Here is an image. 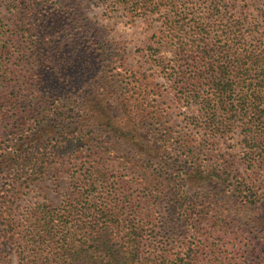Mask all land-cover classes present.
Returning <instances> with one entry per match:
<instances>
[{
    "label": "trees",
    "instance_id": "1",
    "mask_svg": "<svg viewBox=\"0 0 264 264\" xmlns=\"http://www.w3.org/2000/svg\"><path fill=\"white\" fill-rule=\"evenodd\" d=\"M102 1L122 7L128 18L148 17L149 3L173 7L159 15L161 24L146 53L180 104L179 116L170 107L157 110L144 97L143 113L136 105L125 121H117L103 100L80 86H60L72 60L93 59L115 69L127 61L125 47L117 48L119 43L83 13L81 1L54 0L47 9V0H0L14 29L11 37L0 34V72L8 40H16L25 65L37 66L35 73L28 70L27 88L11 92L0 109L7 137L0 143L5 178L0 264H12L14 257L17 264H196L199 252L187 239L194 218L228 230L245 221L262 237L264 180L258 170L264 168V42L249 43L243 20L225 24L219 0H200L198 9L184 10L178 8L182 0ZM201 6L211 13L198 11ZM250 33L263 36L264 27L252 24ZM146 72L130 68L126 85L147 93ZM72 93L89 99L90 106L80 108L78 121H59L70 117L71 109L60 102L71 104ZM115 113L122 120L117 108ZM179 122L195 133L174 132ZM234 128H241L247 154L242 172L236 160L211 144ZM172 140L187 154L165 166ZM94 151L101 156L85 155ZM114 161L127 182L106 167ZM66 162L74 164L66 200L58 207L37 202L17 220L18 194ZM148 164H157L158 171L170 165L173 171L162 176ZM134 181L140 189L131 191L127 184ZM197 234L194 228L192 235ZM260 245L264 252V241ZM242 264L251 262L246 258Z\"/></svg>",
    "mask_w": 264,
    "mask_h": 264
},
{
    "label": "rangeland",
    "instance_id": "2",
    "mask_svg": "<svg viewBox=\"0 0 264 264\" xmlns=\"http://www.w3.org/2000/svg\"><path fill=\"white\" fill-rule=\"evenodd\" d=\"M30 1L39 4L42 3V0ZM53 1L54 0H47V9L51 7ZM75 1H81L83 13L92 21L98 23L99 27L103 28L115 42L119 43V46H116L117 48L125 47L127 61L124 67L115 69L112 64L103 67L100 61L98 62L93 59H79L81 61L72 60L70 68L66 69L61 77L63 81H67L60 86L66 87L72 85L71 87H73V85H75L76 88L80 86L83 90H86L87 95L91 97L95 96L103 100L104 107L106 109H111L112 114L109 116H112L117 121H125L128 112L136 110L134 108L136 105L139 108V112L143 113L142 109L146 108V103L143 100L144 97L149 99L151 105L158 108L157 110L162 111L170 107L169 110L171 109V111H174V115L176 114V117H178L180 104L175 102L174 93L167 92L168 85L166 86L165 84L167 80L158 72L157 63L154 59L149 53H146L148 45L154 41L152 39L153 34L161 24L160 20H157L159 15L174 10L173 7L164 4L149 3L145 6V10L149 12L148 17L128 18L124 17L125 12L123 8L115 5L112 1ZM192 1V3H188L186 0H182L178 8L183 10L186 9V7H188V9H198L200 0ZM201 2L202 4L204 3L203 0H201ZM154 3L157 2L155 1ZM217 5V9L226 13L225 24L230 25L234 19L237 21L243 20L242 29L246 31L245 35H247L249 43L263 45L264 35L250 33V27L252 24L264 27V0H219ZM200 8L202 9L198 10L200 12L211 11L209 10L210 7L207 6H201ZM0 23H2V25H0V27H2L0 28V34H2V36L9 35L11 37L14 31L11 25V14L7 6L2 5L1 2ZM13 43L17 44L16 40L7 41L8 52L3 58V71L0 72L1 76H5L0 80V109L3 110L5 109L6 100L11 92L27 88L28 79L26 77L29 75L28 70L31 69L35 73L37 69L35 64L30 66L27 64L25 65V60L17 50V47H14ZM130 68H142L147 70V80L150 83V90L147 91V93L145 92L141 95L139 92L133 90L131 86L126 85L127 80L125 79H127V72ZM81 70H84V72ZM151 72L154 74L150 75ZM50 80L52 82H57V78H53L52 80V76H50ZM123 81H125V83ZM32 86L34 87L33 84ZM72 94L74 96H72L70 100L71 104L60 102V105H67L66 108L71 109L68 113L70 117H67L68 115H66L65 118L59 117V121L65 120V123L78 121L80 116L83 115L80 108H82L83 105L90 106L89 99L88 102L84 100L81 95ZM154 97L155 101H152ZM116 108L119 110V116L121 115L122 120L116 115ZM153 110L154 108H151L148 111L152 112ZM65 111H67V109H65ZM107 119H109L108 116L104 118V120ZM181 120L183 119L181 118ZM184 122L175 124L173 127L174 132L183 131L184 133H191L193 131L195 133L194 129H191ZM156 133L157 131L155 134ZM5 135L6 128L0 124V143L7 139ZM196 135L197 134H195V138L198 137ZM211 144H213L216 152L226 153L229 159L236 160L240 172L246 171L247 167L244 163L246 162L247 154L246 151H244L246 149L243 144L241 128H234L233 132L228 136L222 138L220 141H213ZM87 154L98 155L95 151L87 152L85 155ZM186 154L187 150L184 148L181 149L178 142L173 140L170 141V147L167 148L166 154L163 156V159L166 160L165 166H167L168 163L176 162L175 160H184ZM67 157H70V155L68 154ZM106 157H108V155ZM73 165L74 164H68L67 162L65 164H56L54 168L40 180L34 182L30 187H25L17 196L18 200L15 209L17 220H19L22 215H26L27 210L37 202L47 203L54 207L60 206L72 192V178L70 172L73 169ZM148 166H151V170L160 172L162 176L172 173L173 171L170 165L167 171H158L159 167L157 164H148ZM106 167L111 169L114 175L115 173L120 175L117 171V169L122 168L119 166V162H111V164H107ZM156 168L157 170H154ZM110 176L112 177V174ZM258 176L260 180H264V168L258 170ZM122 178L127 182L128 178ZM0 179L1 185L5 178H3V175H0ZM127 185L131 191L140 189L139 187L137 188V181L128 183ZM149 191H153V189H148L147 192ZM159 210L164 211V208H160ZM190 223L192 224L188 225L187 229H189V234L187 235V239L188 242L191 243L192 248L199 252L196 264H242L246 258L249 259L251 264H264V252L259 250L260 243L264 241V233L261 234L262 237H259L258 233H254V229L252 230L249 223L241 221L234 229L230 228L229 230L220 227L214 228L207 219L201 221L194 218ZM194 228L198 230L197 236L192 235V233H194ZM181 232L182 231H180V233ZM181 239L182 236H180V240ZM16 251L17 248L13 250V254H15ZM12 264H17V259L15 257L13 258Z\"/></svg>",
    "mask_w": 264,
    "mask_h": 264
}]
</instances>
